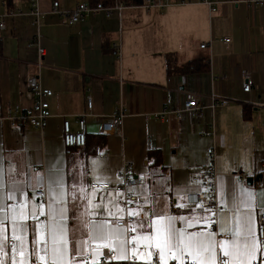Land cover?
<instances>
[{
  "label": "crops",
  "instance_id": "0c3cea01",
  "mask_svg": "<svg viewBox=\"0 0 264 264\" xmlns=\"http://www.w3.org/2000/svg\"><path fill=\"white\" fill-rule=\"evenodd\" d=\"M57 1L61 10L91 2ZM52 2L39 0V24L33 25L27 0H0V14L5 15V28L0 31V116L32 105L27 86L32 76L53 92L48 100L51 115L43 128L13 127L7 119L0 122V183L29 194V215L22 222L25 264H36V254H43L36 233L46 235L48 221L39 207L47 203L49 178L60 176L67 192L65 223L70 241L87 240L85 225L90 221H114L133 213L135 231L132 236L126 233V252L122 248L115 251L116 256L146 264L157 251L161 262L158 249L132 238L151 233L154 214L174 217V226L187 232L208 230L210 224L205 225L204 218L211 217V211L185 203L186 194L200 190L197 183L208 147L215 149L217 194L225 202L215 213L217 238H222L219 222L242 189L253 194L257 233V216L264 212V9L223 1L212 13L201 2L146 11L139 6L141 0H130L127 3L133 7L112 16L98 11L68 25L52 9ZM226 37L227 42L222 40ZM38 45L43 48L41 57ZM242 68L251 73L250 91L242 89ZM187 94H194L204 106L211 95L226 97L228 102L214 110L206 107L196 118L152 117L164 106L179 107ZM86 95L93 100L91 115L86 117V144L65 147L62 122L67 120L72 131L78 130L76 118L86 110ZM118 106L127 110L118 130L102 132L106 118ZM212 123L215 133L206 135ZM96 147L108 155L96 156ZM127 161L133 162L132 175L140 181L131 191L145 197L135 208H125L122 194L114 189L118 171ZM37 173L44 177L45 199L37 191L31 195ZM248 177H253L251 183ZM93 183H109L110 187L94 188ZM6 194L0 187V206ZM12 203L19 206L17 200ZM228 220L231 224V213ZM5 226L8 242L13 237L12 225L6 221ZM15 243L19 249V242ZM92 244L89 241L84 251L97 262L101 247L94 252ZM4 251L7 255L0 254L1 263L12 264L11 246ZM261 253L264 263V250ZM258 255L259 251L253 261ZM83 256L71 258L80 264ZM172 260L168 254L164 264Z\"/></svg>",
  "mask_w": 264,
  "mask_h": 264
},
{
  "label": "snow or ice",
  "instance_id": "6c2138e0",
  "mask_svg": "<svg viewBox=\"0 0 264 264\" xmlns=\"http://www.w3.org/2000/svg\"><path fill=\"white\" fill-rule=\"evenodd\" d=\"M11 172H15V169H11ZM93 178L99 180V177ZM2 181L3 173L0 169V182ZM117 182L122 183L118 178ZM0 187H3L7 193L3 197L2 206H0V214L3 216V220H0V254L7 255L4 251L8 246L5 226L7 221L12 225L14 240L11 244L12 264H25L23 250L25 224L22 222L28 219L27 196L29 194L25 193L23 189L10 187L3 183H0ZM73 187L76 186L73 185ZM80 190L83 192V188ZM36 191H44V177L40 173H37L36 187L32 190L31 195L34 196ZM92 191L98 190L93 189ZM47 195L46 205L39 207V211L46 216L48 221L47 234L36 233L38 240L43 243V254L37 253L35 256L36 264H76L71 257L85 255L84 249L89 245V241L96 244L97 249L107 247L110 251L115 252L123 248V251L126 252L128 229L121 228L119 219L110 221L105 218L90 221L85 225L89 230L88 239L70 241L68 226L65 223L67 192L63 176L57 179L49 178ZM21 196H24L25 199L20 200ZM73 198L75 199V196ZM13 200L19 201V206L12 203ZM252 200L253 194L247 189L241 190L240 198L233 199L232 208L225 211L224 217L219 222L222 234L220 239L217 238L216 232L211 230L202 229L187 232L184 228L177 229L173 223L175 218L163 214H154L151 219L152 231L150 234H141L132 239L137 244L143 242L148 247L154 246L158 249L162 264L166 262L168 254L172 255V259L179 260L180 264H183L185 254L191 258L193 264H253V258L258 251L264 250L262 249L264 238L258 237L254 230L256 210ZM221 202L225 203L223 200ZM88 203L91 205L92 200L89 199ZM229 213H231V224L228 220ZM93 214L89 213V215ZM109 215L114 214L109 212ZM260 217V225L264 227V212L260 213ZM32 218H36L34 214ZM204 223L209 225L211 218H204ZM132 230L135 231L134 228ZM15 242H19V249ZM35 243L36 241H34ZM97 249H93V251L95 252ZM17 252L20 255L19 262H17ZM133 252L135 253V248H133ZM115 258L126 259L127 256L118 255Z\"/></svg>",
  "mask_w": 264,
  "mask_h": 264
},
{
  "label": "built area",
  "instance_id": "2783aa9c",
  "mask_svg": "<svg viewBox=\"0 0 264 264\" xmlns=\"http://www.w3.org/2000/svg\"><path fill=\"white\" fill-rule=\"evenodd\" d=\"M29 3V14L32 15L31 23L33 25L39 24L40 11L38 8L39 0H27ZM223 1L238 3L243 2L247 6L257 5L264 9V0H141L140 7L144 10L149 11L152 8H165L170 5H185L190 3L201 2L206 4L209 11L215 12L217 10V4ZM131 3H127L123 0H115L113 4L104 5L102 2H96L94 4L90 2H80L72 10H61L59 9V3L57 0H53L52 9L59 13L65 18V22L68 25H73L83 20L85 17L93 15L98 11H103L106 16H112V14L117 11L121 12L124 8L133 7ZM5 28V15L0 14V31ZM223 41H229V38H223ZM33 42H31L32 44ZM205 44H201L204 47ZM38 55L41 57L43 55V48L38 45ZM240 75L242 78V89L243 91H250L253 85L251 73L242 68L240 70ZM27 86L33 95V103L30 107L20 110L15 108L13 112L6 114L5 116H0V122L4 119L9 121V124L13 127L22 128H35L41 129L44 126L45 121L50 117L51 113L49 110V97L53 95L51 89L42 86L40 80L36 76H32L27 80ZM228 99L223 96L211 95V101L208 105H201L197 97L194 94H187L185 100L179 107L168 108L164 106L160 111L152 114L153 118L162 119L165 115H172L177 119H182L184 116L190 118H196L203 114L206 107L214 110L217 107L225 106ZM93 107V100L90 95H86L85 98V108L86 110L79 114L76 118L78 124V130L72 131L67 120L62 122V143L65 147H82L86 144V117L91 115ZM126 108L123 106H118L105 120L102 125V132H116L121 124L123 117L126 115ZM215 125L212 123L210 130L206 131V135H214ZM95 155L98 157H104L108 155L100 147H96ZM206 163L201 168V178L197 185L200 190L190 192L185 196V203L190 206L197 207L199 209H208L211 211V223L208 230H215V213L221 207V202L217 194V177L218 172L216 168V154L214 147H208L206 149ZM133 162H124L120 170L118 171L119 182L114 189L122 194V203L125 208H135L138 204L145 202V197L139 196L131 191L133 186H136L140 181L137 177L132 175ZM91 187L94 188H109V183H93ZM39 198L45 195L41 191H37ZM261 213V212H260ZM260 213L257 216L258 227L257 235L260 238H264V227L260 225ZM120 226L127 228L128 236L133 235V228L135 226L136 219L133 215L127 214L125 217L119 219ZM13 242V237L8 238V244L11 246ZM97 249V246L90 245V250ZM262 249H264V243H262ZM262 250L259 251L258 257L253 261V264H264L262 258ZM100 259L97 262L91 260V253L88 252L82 257L80 264H137L133 257H128L125 260L116 259V252L110 251L107 247L100 248ZM187 262L185 264H193L192 260H189L185 256ZM0 264L1 261H0ZM146 264H162L159 260V255L157 251L152 252L150 260ZM165 264H179L177 261L172 260Z\"/></svg>",
  "mask_w": 264,
  "mask_h": 264
},
{
  "label": "trees",
  "instance_id": "16d2710c",
  "mask_svg": "<svg viewBox=\"0 0 264 264\" xmlns=\"http://www.w3.org/2000/svg\"><path fill=\"white\" fill-rule=\"evenodd\" d=\"M115 0H91L90 3L94 4L96 2H102L104 5H110L113 4ZM125 2H130V0H123ZM138 1V0H136ZM167 71L170 72V67L167 65Z\"/></svg>",
  "mask_w": 264,
  "mask_h": 264
},
{
  "label": "water",
  "instance_id": "95a60500",
  "mask_svg": "<svg viewBox=\"0 0 264 264\" xmlns=\"http://www.w3.org/2000/svg\"><path fill=\"white\" fill-rule=\"evenodd\" d=\"M260 176H257L255 179H257V178H259ZM252 180H253V177H248L247 178V183H251L252 182Z\"/></svg>",
  "mask_w": 264,
  "mask_h": 264
}]
</instances>
